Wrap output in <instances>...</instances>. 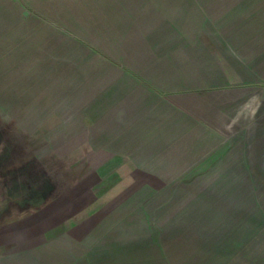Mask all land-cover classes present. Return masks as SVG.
Wrapping results in <instances>:
<instances>
[{"label":"rangeland","instance_id":"1","mask_svg":"<svg viewBox=\"0 0 264 264\" xmlns=\"http://www.w3.org/2000/svg\"><path fill=\"white\" fill-rule=\"evenodd\" d=\"M3 1L15 35L5 43L24 45L26 84L40 89L26 97L44 120L36 128L0 113V264H264V144H248L223 171L101 168L111 162L98 148L111 145L102 149L90 127L127 70L129 0ZM200 2L231 25L237 51L253 53L246 36L264 31V0Z\"/></svg>","mask_w":264,"mask_h":264},{"label":"crops","instance_id":"2","mask_svg":"<svg viewBox=\"0 0 264 264\" xmlns=\"http://www.w3.org/2000/svg\"><path fill=\"white\" fill-rule=\"evenodd\" d=\"M3 2L0 97L8 100L1 99L7 104L0 103V113L23 125L32 118V127L40 128L41 105L26 97L40 95L39 83L26 84L32 78L23 71L24 45L5 43L15 35H8ZM127 6L134 12L121 19L128 23L129 53L119 60L127 70L116 73L112 105L98 107L90 127L102 149L111 145L109 151L98 148L97 159L111 162L103 171H223L228 161L249 153L248 144H264V31L246 36L250 54L233 47L231 25L207 14L200 0H129ZM64 106L58 111L65 140L72 107ZM39 235L32 238L38 250Z\"/></svg>","mask_w":264,"mask_h":264},{"label":"bare ground","instance_id":"3","mask_svg":"<svg viewBox=\"0 0 264 264\" xmlns=\"http://www.w3.org/2000/svg\"><path fill=\"white\" fill-rule=\"evenodd\" d=\"M19 241V240H18Z\"/></svg>","mask_w":264,"mask_h":264}]
</instances>
